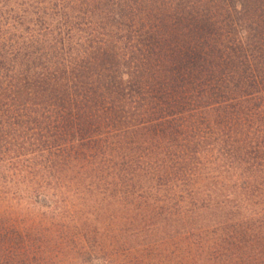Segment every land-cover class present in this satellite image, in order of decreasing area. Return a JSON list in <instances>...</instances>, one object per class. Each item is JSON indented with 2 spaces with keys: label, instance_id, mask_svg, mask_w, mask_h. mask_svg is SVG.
<instances>
[{
  "label": "trees",
  "instance_id": "obj_1",
  "mask_svg": "<svg viewBox=\"0 0 264 264\" xmlns=\"http://www.w3.org/2000/svg\"><path fill=\"white\" fill-rule=\"evenodd\" d=\"M97 263L264 264V0H0V264Z\"/></svg>",
  "mask_w": 264,
  "mask_h": 264
},
{
  "label": "rangeland",
  "instance_id": "obj_2",
  "mask_svg": "<svg viewBox=\"0 0 264 264\" xmlns=\"http://www.w3.org/2000/svg\"><path fill=\"white\" fill-rule=\"evenodd\" d=\"M118 247V246H117ZM97 264H102V263H97Z\"/></svg>",
  "mask_w": 264,
  "mask_h": 264
}]
</instances>
